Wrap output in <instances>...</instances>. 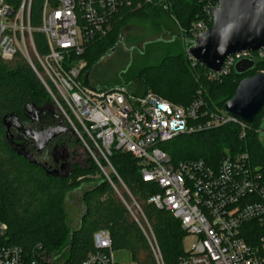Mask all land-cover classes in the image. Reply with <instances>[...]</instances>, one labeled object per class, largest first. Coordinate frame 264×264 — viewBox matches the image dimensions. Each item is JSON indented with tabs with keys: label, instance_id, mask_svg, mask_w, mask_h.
Segmentation results:
<instances>
[{
	"label": "trees",
	"instance_id": "trees-1",
	"mask_svg": "<svg viewBox=\"0 0 264 264\" xmlns=\"http://www.w3.org/2000/svg\"><path fill=\"white\" fill-rule=\"evenodd\" d=\"M21 1L5 0L14 10ZM41 3L42 0H31L29 21L34 28L41 25ZM215 4L216 0H128L126 4L119 5L114 13L104 10L113 25L111 30L87 42L84 52L72 55V59L85 62L83 73L90 72V86H93L90 77L103 58L110 55V50L118 42L115 52L123 49V34L129 22L165 16L178 28V38L185 50L164 52V47L170 46L169 41L164 44L159 39L149 41L140 53H145L148 61L155 63L149 62L136 71L135 80L140 90L134 92L128 87L132 82L129 78L118 81V84L107 79L93 87L107 90L122 87L135 95L150 91L183 106L200 99L204 109L227 113L223 109L224 102L233 96L244 76L264 71V56L258 57L254 53L251 59L255 61V67L247 73L237 74L232 67L227 75H221L219 79L209 77L210 71L190 58L187 49L194 40L193 28L201 21L211 26L208 10ZM32 37L38 52L46 54L44 34L35 31ZM50 101L48 92L24 57L17 53L10 60L0 58V222L8 226L7 232L0 236V245L18 246L26 259L36 256L43 264H81L94 250L92 234L106 230L113 250L128 251L131 260L137 264H156L141 228L150 238L147 223L163 264H179L178 260L185 255L182 245L185 232L171 213L148 202L158 188L155 183L142 180L138 161L129 152L113 150L109 158L125 186L111 176L121 198L91 159L83 158L84 165L76 164L73 172L66 177H54L38 165L29 163L8 144L2 118L15 114L24 119L26 104L44 107ZM261 110L247 124L242 137L238 124L227 122L217 127L178 134L157 146L169 155L173 164L196 160L203 161L212 169H217L227 154L245 153L248 157L245 167L264 176V153L257 138ZM42 115L44 128L59 126L60 140L67 145L72 135L70 127L49 112ZM96 173L99 174L97 179L90 177ZM76 188L81 192L83 210L78 219L79 226L70 229L65 222L64 202L68 192ZM258 231L257 225L249 224L243 228L245 237L251 240L258 238Z\"/></svg>",
	"mask_w": 264,
	"mask_h": 264
},
{
	"label": "built area",
	"instance_id": "built-area-1",
	"mask_svg": "<svg viewBox=\"0 0 264 264\" xmlns=\"http://www.w3.org/2000/svg\"><path fill=\"white\" fill-rule=\"evenodd\" d=\"M127 1L55 0V4L45 3L41 25L34 28L29 21L30 0H22L16 10L0 0V58L10 60L17 53L25 58L88 159L114 189L112 175L123 182L109 161L112 151L129 152L139 159L143 181L155 183L158 188L148 201L181 220L188 243L180 264H264V176L247 170L245 156L234 161L225 159L212 169L196 160L173 164L157 146L181 133L227 122L239 125L240 120L204 109L200 99L183 106L150 91L135 95L122 87L107 90L83 84L85 63L72 59V55H81L87 42L111 30L113 25L104 10L114 13ZM194 28L192 35L196 37L209 27L201 21ZM35 31L46 37L48 51L44 55L36 48L32 37ZM254 53L264 56V47ZM254 53L230 55L222 64V74ZM249 224L259 229L255 240L243 233ZM7 229V224L0 222V236ZM149 233L153 237L150 229ZM93 242L95 251L82 264H118L106 230L95 231ZM0 264L37 263L26 259L18 246L0 245Z\"/></svg>",
	"mask_w": 264,
	"mask_h": 264
},
{
	"label": "water",
	"instance_id": "water-1",
	"mask_svg": "<svg viewBox=\"0 0 264 264\" xmlns=\"http://www.w3.org/2000/svg\"><path fill=\"white\" fill-rule=\"evenodd\" d=\"M211 26L199 33L188 47L187 53L195 62L211 72H218L223 62L238 52H258L264 47V0H216L211 7ZM118 42L110 54L119 46ZM255 67L251 58H241L234 64L237 74H245ZM90 72L82 77L84 85H90ZM264 105V71L244 76L238 83L233 96L224 102L223 109L232 117L251 122ZM40 109L26 104L24 113H39ZM5 137L17 154L29 163L38 165L43 171L54 177H66L68 172L47 167L34 158V154L21 143H14L15 136L11 127L21 131L26 139L32 140L36 152H42L46 146L61 132L60 128L34 130L26 128L15 114L2 118ZM21 139V138H20ZM65 152V151H62ZM65 156V155H64ZM63 156V157H64ZM68 165V164H67Z\"/></svg>",
	"mask_w": 264,
	"mask_h": 264
},
{
	"label": "rangeland",
	"instance_id": "rangeland-1",
	"mask_svg": "<svg viewBox=\"0 0 264 264\" xmlns=\"http://www.w3.org/2000/svg\"><path fill=\"white\" fill-rule=\"evenodd\" d=\"M179 33L180 32L178 28L175 26V24L169 21L165 16H163V18L156 17L153 20H149V21L129 22L128 27L125 29L123 34V40H124L122 47L123 49H120L117 52H115L114 50L110 55L103 58L100 65L97 66V68L94 70V72L90 77L91 84L93 86H97L99 84H102L103 82H106L107 79H109L108 82L114 81L115 84H118V81H122L123 79L129 78L130 80L132 79L131 80L132 82L130 81L131 83L129 84L128 87L133 88L134 92L140 90L135 80L136 71L140 67L147 65L149 62H152L150 60L148 61L147 55L145 53H140V51L147 47L146 43H148L149 41L159 39L162 41L161 44L167 43V41L170 42V46L164 47L163 51L169 50L170 53L181 52L185 50V46L181 43V40L178 38ZM152 63H155V61ZM39 74L40 76H42V73ZM84 74L85 73H82V75ZM103 79L105 80L103 81ZM221 91L225 92L226 90L221 89ZM257 128H258L257 138L261 143L262 150L264 153V108H262L260 112ZM70 138H71L70 142L67 145L64 144V147L68 149V152H72L74 154L75 161L77 164L84 165L85 161L83 160V158L86 160L89 158L86 151L84 150L83 147L80 146L79 141L73 135H71ZM53 144H55V142L50 144V147L53 146ZM140 167L141 166L139 165V172H140ZM105 172L106 174H109L110 170L108 168H105ZM98 176L99 174L96 173L91 175L90 177L97 179ZM119 184L124 186L123 183L122 184L119 183ZM115 191L118 193L119 197L122 198L117 188H115ZM80 198H81L80 189L77 188L71 189L68 192L66 200L64 202V208L66 213L65 222L67 227L70 229L79 226L78 219L83 210L80 202ZM134 201L135 200L131 198L132 204L134 203ZM127 207L129 208L130 206L127 204ZM186 245H187V240L184 239L183 246L186 247ZM112 253L115 261L118 264H130L131 256L128 251L123 249H114V250L112 249Z\"/></svg>",
	"mask_w": 264,
	"mask_h": 264
},
{
	"label": "flooded vegetation",
	"instance_id": "flooded-vegetation-1",
	"mask_svg": "<svg viewBox=\"0 0 264 264\" xmlns=\"http://www.w3.org/2000/svg\"><path fill=\"white\" fill-rule=\"evenodd\" d=\"M35 107L40 109L39 113L34 114L33 112L30 113L25 112L24 119L18 118L26 128L34 129V130L47 129L44 128V124H42V120H43L42 113L44 112L51 113L52 117H54L56 120L61 122L62 118L57 113L52 101L47 103L45 107H41V106L39 107L35 106ZM48 128H55V127H48ZM56 128H60V127L57 126ZM10 132L15 136L13 142L21 143L26 149H28L30 152L34 154V158L40 163L45 164L47 167H50L52 169L60 170L61 174L68 172L69 175L73 172L77 163L75 161L74 154L72 152H68V149L65 148L64 145L62 144L60 140L61 139L60 135H62L61 132L46 146L44 150H42V152H36V146L34 141L26 139L25 136L22 135L21 131H18L16 130V128L11 127ZM4 135H5V127H4ZM54 142L55 144H53V146L50 147V144Z\"/></svg>",
	"mask_w": 264,
	"mask_h": 264
},
{
	"label": "bare ground",
	"instance_id": "bare-ground-1",
	"mask_svg": "<svg viewBox=\"0 0 264 264\" xmlns=\"http://www.w3.org/2000/svg\"><path fill=\"white\" fill-rule=\"evenodd\" d=\"M30 2H31V0H30ZM45 3H53V4H55V0H42V3H41V7H44V5H45ZM31 6V5H30ZM210 28V27H209ZM208 28V29H209ZM207 30V29H206ZM45 37V36H44ZM45 41H46V37H45ZM46 45H47V41H46ZM192 59V58H191ZM34 66V65H33ZM36 69V68H35ZM34 70V69H33ZM37 70V69H36ZM231 70V69H230ZM230 70L226 73V74H222V73H224L223 72V70H222V67L220 68V71H218V72H209V77H211V75L213 74V79H219V77L221 76V75H227L229 72H230ZM38 71V70H37ZM35 72V71H34ZM37 77H38V75H37ZM83 77V76H82ZM83 82V81H82ZM90 86V85H89ZM52 100V99H51ZM53 102V101H52ZM247 122H244V121H241V124H239L238 126H239V128L241 129V134H240V137H242V135H243V131L246 129V126H247ZM131 154V153H130ZM132 155V154H131ZM133 156V155H132ZM239 156H245V165H247L246 163H247V160H248V157H247V154H245V153H242V154H235L234 156H231V155H229V154H227L225 157H223L222 158V161L223 160H225V159H227V160H229V161H234L235 159H237V157H239ZM134 157V156H133ZM136 158V157H135ZM137 159V161H139V159L138 158H136ZM190 161H192V160H190ZM203 162V161H202ZM247 170H249V172L251 173V172H253L251 169H249V168H247ZM149 202V201H148ZM135 203V202H134ZM133 203V204H134ZM150 203V202H149ZM152 204V203H151ZM135 205V208L139 211V213L141 214V211H140V209H139V207L137 206V204L135 203L134 204ZM156 207V206H155ZM158 209H160V208H158ZM165 210V209H164ZM167 211V210H166ZM169 212V211H168ZM169 213H171V212H169ZM171 215L173 216V214L171 213ZM174 217V216H173ZM175 219H177L178 221L180 220L179 218H176V217H174ZM181 221V220H180ZM180 221H179V223H180ZM141 226V225H140ZM146 227H147V229H148V231H149V225L146 223ZM180 227H181V223H180ZM141 228H142V230H145L142 226H141ZM182 228V227H181ZM183 230V229H182ZM95 233V232H94ZM94 233L92 234V242H93V237H94ZM146 238H147V240H148V243H149V245H150V247H151V250H152V252H153V255H154V251L153 250H155L156 251V253L160 256V254H159V251H158V249H157V246H156V243H155V240H154V237H151L150 236V238L148 237V236H146ZM184 239H186L187 240V243H188V239H187V237H183V240ZM110 242H111V239H110ZM182 245H183V241H182ZM187 246V245H186ZM93 247H94V242H93ZM185 247L183 246V249H184ZM110 249H111V252H112V247L110 246ZM93 251H95V247H94V250ZM92 251V252H93ZM91 252V253H92ZM91 253H89V255L91 254ZM88 255V256H89ZM87 256V257H88ZM112 256H113V253H112ZM186 256V255H185ZM185 256H181L180 257V259L178 260V263L180 264V262L185 258ZM86 257V258H87ZM85 258V259H86ZM114 258V257H113ZM154 258H155V260H156V264H163V262H162V259H161V256H160V258L159 257H157V256H155L154 255ZM30 260H32V261H35L37 264H43L40 260H38L37 258H36V256H33V257H31L30 258ZM83 263V262H82ZM81 263V264H82ZM131 263H136V262H134V261H130V264ZM137 264V263H136Z\"/></svg>",
	"mask_w": 264,
	"mask_h": 264
}]
</instances>
